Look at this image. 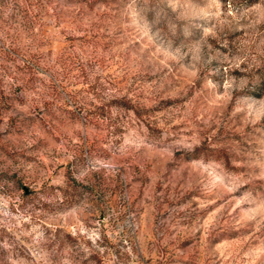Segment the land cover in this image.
Segmentation results:
<instances>
[{"label":"rangeland","instance_id":"rangeland-1","mask_svg":"<svg viewBox=\"0 0 264 264\" xmlns=\"http://www.w3.org/2000/svg\"><path fill=\"white\" fill-rule=\"evenodd\" d=\"M0 264H264V0H0Z\"/></svg>","mask_w":264,"mask_h":264}]
</instances>
